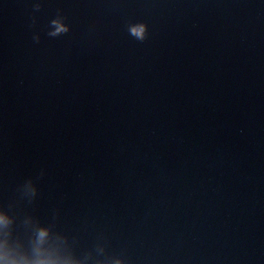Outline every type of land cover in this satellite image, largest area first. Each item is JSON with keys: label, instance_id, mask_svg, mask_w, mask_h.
<instances>
[{"label": "water", "instance_id": "water-1", "mask_svg": "<svg viewBox=\"0 0 264 264\" xmlns=\"http://www.w3.org/2000/svg\"><path fill=\"white\" fill-rule=\"evenodd\" d=\"M0 209L86 264H264V0H0Z\"/></svg>", "mask_w": 264, "mask_h": 264}, {"label": "clouds", "instance_id": "clouds-1", "mask_svg": "<svg viewBox=\"0 0 264 264\" xmlns=\"http://www.w3.org/2000/svg\"><path fill=\"white\" fill-rule=\"evenodd\" d=\"M12 223L13 217L0 209V264H86V260L65 250L64 240L54 236L48 225H39L31 248H24L20 241L12 238Z\"/></svg>", "mask_w": 264, "mask_h": 264}]
</instances>
